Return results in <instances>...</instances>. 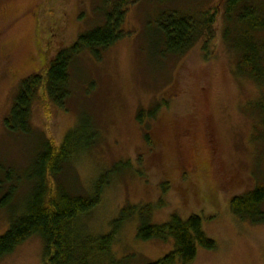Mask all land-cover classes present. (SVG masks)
<instances>
[{
  "label": "rangeland",
  "instance_id": "rangeland-1",
  "mask_svg": "<svg viewBox=\"0 0 264 264\" xmlns=\"http://www.w3.org/2000/svg\"><path fill=\"white\" fill-rule=\"evenodd\" d=\"M103 1L0 0V164L18 178L11 207L0 211V235L30 196L28 175L46 140L59 147L71 130L89 125L94 144L63 164L54 184L86 196L107 176L99 205L78 222L92 236L117 232L107 262L163 258L172 240L142 241L137 231L175 214L199 216L215 243L198 248L192 264H264V222L235 219L229 209L232 198L264 185V127L255 105L264 90L235 73L236 54L222 39L223 0H136L122 39L78 56L63 107L36 99L30 134L7 125L21 83L44 77L57 52L98 24ZM171 9L215 14L211 38L182 56L163 53L155 21ZM0 264H44L41 239L29 238Z\"/></svg>",
  "mask_w": 264,
  "mask_h": 264
},
{
  "label": "trees",
  "instance_id": "trees-1",
  "mask_svg": "<svg viewBox=\"0 0 264 264\" xmlns=\"http://www.w3.org/2000/svg\"><path fill=\"white\" fill-rule=\"evenodd\" d=\"M108 1H103L105 11L99 23L79 33L70 48L57 52L44 77L33 75L21 83L7 121L11 130L31 133L30 116L36 99L45 105L51 103L58 108L63 107L70 94V72L78 56L84 51L98 55L124 37L127 10L136 0ZM222 7V39L236 54L235 73L264 90V2L223 0ZM214 22L215 14L208 11L171 9L160 13L155 23L159 28L163 53L184 55L202 38H211ZM255 102L260 125L264 127V91L259 93ZM94 134L97 136L89 125H81L67 133L59 147L52 140H46L28 175L33 183L30 196L24 205L18 203L20 212L11 215L6 233L0 235V260L14 253L31 237H39L42 241L44 264H102L104 258L106 262L111 259V246L117 234L115 230L96 237L78 227L83 216L99 205L108 184L107 176H100L86 196L70 194L54 184L63 164L94 144ZM149 144L152 145V141ZM17 183L13 170L0 164V211L11 207ZM263 202L264 185L258 184L251 192L231 199L230 213L238 220L263 223L264 213L260 210ZM143 211H150V208ZM137 238L142 241L172 240V251L150 264H192L198 248L215 249L214 241L204 234L202 220L196 215L182 219L174 214L164 224L145 222L139 226Z\"/></svg>",
  "mask_w": 264,
  "mask_h": 264
}]
</instances>
